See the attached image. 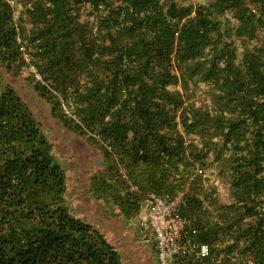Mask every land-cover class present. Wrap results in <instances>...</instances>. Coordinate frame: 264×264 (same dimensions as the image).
I'll return each mask as SVG.
<instances>
[{
    "label": "trees",
    "instance_id": "16d2710c",
    "mask_svg": "<svg viewBox=\"0 0 264 264\" xmlns=\"http://www.w3.org/2000/svg\"><path fill=\"white\" fill-rule=\"evenodd\" d=\"M27 1L28 35L15 25L9 0H0V66L20 70L26 44L41 76L34 88L51 104V114L101 153L104 169L91 176L96 195L100 191L130 217L140 208L132 187L166 194L193 175L206 154L185 144L176 131L179 115L186 127L208 123L224 145L231 143L235 202L256 214L264 195V42L250 41L256 29H264V0H251L258 12L247 0H213L186 19L175 1L166 11L165 0ZM82 1L94 12L109 10L88 26L78 19ZM226 10L239 21L234 33L226 18L223 25ZM232 36L244 37L248 45L242 69L233 62V50L217 48L220 42L231 44ZM207 49L215 53L202 77L214 81L224 105L215 112L194 108L189 118L183 103L165 89L174 78L166 68L172 54L185 62L205 57ZM68 198V176L52 141L0 72V264H123L115 245L75 214ZM202 208L192 195L180 210L195 219L196 238L210 245V255L181 264H224L221 253L239 250L240 239L219 249L218 231L201 223ZM262 213L243 231L248 236L242 247L252 254L246 264H264Z\"/></svg>",
    "mask_w": 264,
    "mask_h": 264
},
{
    "label": "rangeland",
    "instance_id": "374dc122",
    "mask_svg": "<svg viewBox=\"0 0 264 264\" xmlns=\"http://www.w3.org/2000/svg\"><path fill=\"white\" fill-rule=\"evenodd\" d=\"M173 1L178 4V7L183 8L185 19L186 17H193L198 6L204 5L209 7V4L213 2V0H165V11ZM9 2L12 5L15 25L20 28L22 26L23 29L21 31L23 30L24 34L29 33L32 29L28 11L31 3L27 0H9ZM247 5L253 12H258V8L260 7L259 4L251 0H247ZM91 8L92 6L89 1L79 3V10L77 11L79 22H85L88 26H92L97 21L99 14H105L109 10V8H104L102 13L101 11L98 13L94 12ZM225 18L228 21L227 25L232 30V33H234L239 25V21L231 10H226L221 15L224 27L226 26ZM17 30L20 32V29ZM255 32L256 37L250 42L252 45L259 46L264 42V29L258 28ZM20 38L18 35L19 41ZM230 38L232 39L231 44L220 42L217 44V48L219 51H224V53L227 49L233 50L235 52L233 62L242 69L245 65V56L248 50L246 39L244 37L233 36ZM23 44L24 46L21 47V51L24 52L26 63L21 66L20 70H17L18 68L15 67V73L8 71L5 66L1 65V75L29 104L34 115L39 120L42 129L52 141L56 156L62 162L68 176V190L70 191L68 203L70 208L77 215L88 216L90 211H94L95 204L100 203L99 201H91L88 186L92 174L102 167L101 153L85 136H80L76 132L64 127L60 120L51 114V104L40 97L34 88V80L40 79L41 76L36 69L35 63L32 61L31 55L26 51V44ZM206 53L205 57L190 59L185 62L172 54L171 64L166 68L174 78L170 84L166 85L165 89L173 94L176 100H180L183 103L182 107H186L189 118L195 116L194 108L215 112L216 109L224 105L223 100L219 96V89L214 81L212 79L205 80L202 77L203 70L211 65L210 59H212L215 52L207 49ZM216 63L219 66L225 64L223 59L218 60ZM229 115L231 114L227 113V116ZM200 119L202 120L203 118ZM175 121L177 125L176 131L184 137L185 144L192 143L197 145L204 150L206 156L201 165L196 164L193 175L187 177L186 181H180V185L177 188L175 187L173 191L174 194L170 190L166 191V194L178 197L181 209L186 207L188 197L193 195L198 198L203 207V220L201 223L206 228L211 227L218 231L215 243L219 249H223L228 244L233 243L235 238L240 239L237 242L241 246L239 250L237 249L231 254L225 252V250L221 253L220 257L223 258V263L246 264L248 260L252 259V254L242 247L243 244L241 243L248 236V231L245 234L243 231L246 230L249 224L256 223L257 219L263 215L264 195L257 203L255 215L245 211V208L240 203L235 202L233 195L231 184L233 178L231 143L224 145L223 137L218 135L215 128L208 123L206 124L207 126L186 127L179 115ZM248 137H251V134ZM197 174L198 178H196V181H192L194 175ZM91 203L94 206H91ZM185 217L188 220V228L192 231L195 238L192 237L200 242L196 238L200 230L194 224L195 219L186 215ZM135 226H138V224L135 223ZM139 230H141L140 227ZM150 233L152 232L150 231ZM152 251L154 252V257H152L155 261L154 247ZM189 257L192 256L184 258ZM192 258L194 260L198 259ZM122 261L124 262L123 264H126L124 259ZM181 262L180 260L177 264H181Z\"/></svg>",
    "mask_w": 264,
    "mask_h": 264
},
{
    "label": "built area",
    "instance_id": "2783aa9c",
    "mask_svg": "<svg viewBox=\"0 0 264 264\" xmlns=\"http://www.w3.org/2000/svg\"><path fill=\"white\" fill-rule=\"evenodd\" d=\"M141 206L146 213L143 222L153 235L154 264H177L190 255L202 260L210 255L209 244L192 237L178 197L149 190L142 194Z\"/></svg>",
    "mask_w": 264,
    "mask_h": 264
},
{
    "label": "crops",
    "instance_id": "0c3cea01",
    "mask_svg": "<svg viewBox=\"0 0 264 264\" xmlns=\"http://www.w3.org/2000/svg\"><path fill=\"white\" fill-rule=\"evenodd\" d=\"M103 169L104 165L102 164L101 169L97 172ZM91 184L90 179L88 186L90 199L100 203L95 204L94 211H90L88 216L84 217L80 214L78 216L98 227L108 240L115 245L126 264H154L152 233L143 222L146 213L144 207L141 206L142 192L137 187H132L138 192L140 208L134 215L126 217L123 213H119L118 206L106 199L100 191L97 193L98 197ZM68 192L70 195L69 190ZM91 206H94V204L91 203ZM135 223L138 226H135ZM139 227L141 230H139Z\"/></svg>",
    "mask_w": 264,
    "mask_h": 264
}]
</instances>
